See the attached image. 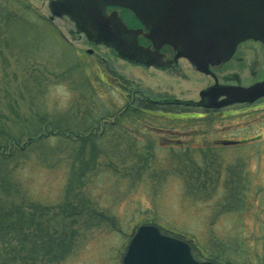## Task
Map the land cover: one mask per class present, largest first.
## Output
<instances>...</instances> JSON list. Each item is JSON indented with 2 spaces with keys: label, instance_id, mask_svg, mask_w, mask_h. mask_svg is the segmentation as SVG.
<instances>
[{
  "label": "rangeland",
  "instance_id": "rangeland-1",
  "mask_svg": "<svg viewBox=\"0 0 264 264\" xmlns=\"http://www.w3.org/2000/svg\"><path fill=\"white\" fill-rule=\"evenodd\" d=\"M48 1L22 0L25 10H21L20 29L11 34L9 49L0 47V126L9 129L8 137H18L22 142L41 136L46 128L44 148L57 158L59 141L51 136L55 134L53 128L38 124L41 116L46 115L54 122L59 114L67 118L64 111L76 110L66 120L75 125L84 122L87 105H92L102 111L103 121L107 122L101 155L112 156L102 158V167L88 180L71 183V187L80 188V196L69 201L90 204L93 212L85 209L80 215L58 216L57 208L64 200L71 173L69 167L57 165L55 158L41 162L37 151H29L9 175L12 198L7 200L20 204L25 212H30L26 207L32 203L41 206L37 211L31 205L29 209L35 215L41 214L42 220L51 225H48L51 234L61 231V243L68 241L60 264H122L121 256L131 235L143 224L187 240L197 258L207 256L218 264H261L264 109L233 118L163 117L164 114L179 117L183 110L203 112L176 101L198 107V92L206 80L185 66L179 73L142 71L118 59L112 60L107 50L85 43L67 17L49 21ZM8 3L12 5L11 0ZM89 49L93 51L91 54L86 53ZM237 52L242 57L243 53H264V49L246 42ZM115 73L134 82L136 89L140 87L138 96L144 100L143 112L151 114L122 119L118 123H122L119 125L122 129L108 125L123 108L118 91L108 85L111 80L104 81L105 75L115 78ZM82 78L88 81L86 85L79 84ZM146 98L148 101L165 98L172 103L157 105ZM172 99L177 100L174 103ZM152 127L165 131L158 135ZM124 132L136 133L138 139L130 143L127 136H120ZM191 135L196 143L193 144L196 153L191 157L169 148L176 143L161 141V136H165L188 143ZM220 136L245 139V144L210 152L206 144L203 149L197 148L201 139L214 146V138ZM163 143L168 148L163 149ZM108 144L110 148L121 144L123 149L114 147L115 152L110 154L109 148H105ZM130 144L132 149H128ZM124 156L127 159L122 165Z\"/></svg>",
  "mask_w": 264,
  "mask_h": 264
},
{
  "label": "trees",
  "instance_id": "trees-1",
  "mask_svg": "<svg viewBox=\"0 0 264 264\" xmlns=\"http://www.w3.org/2000/svg\"><path fill=\"white\" fill-rule=\"evenodd\" d=\"M11 3L12 5L9 6L8 0H0V47H5V50L6 48H10L9 41H11V34H17V31L20 29L18 25H21L19 23L22 15L21 10H25L22 0H11ZM12 6L15 8H11ZM78 82L79 84L86 85L88 81L82 78ZM122 82H125L129 87L133 85L125 79ZM87 92L91 91L88 90ZM128 92L131 94L135 93L136 90L129 88ZM135 94L137 97H134V99L130 98L128 100L130 104H127L121 115L117 113L116 117H120L122 120L126 118H143L151 115L143 112L144 100L138 96L141 95V92H136ZM92 96L94 97V95ZM87 106L89 109L86 110L84 122L75 123L76 126L66 121L68 120V116L76 114V110L74 113L69 110L64 111L67 112V118L63 116L65 114H59L54 118V122L49 121L46 115L41 116L38 124L43 128L47 126L53 128L55 134L51 136L56 137L59 141L57 158L53 155V152L51 153L50 150L44 148V143L47 141L46 137L48 136L45 134L46 128L41 136L29 137L26 142H22L18 137L11 135L8 137L7 132L9 129L0 126V264H60L66 254V243L68 244V241L64 244L61 243V231H59L60 233L55 231L51 234L49 230L51 225L42 220L41 214L35 215L36 213L32 212V210H40V205L32 203L30 204L32 210L29 209V205L26 208L30 212H25L22 210L20 204L7 200L9 197L12 198L9 194L11 188L8 183L9 178L14 169L19 165V161L29 151H37L41 162H47L49 159L55 158L57 165L69 167L71 178H69L65 187L64 200L57 208L58 216H65L66 214L72 216L80 215V212L85 211V209L89 212L94 211L90 204H77L73 199L72 202L69 201V198H75L76 195L80 196V188L75 189L71 187V183L76 181L80 184L84 180H88L90 176L96 174L98 168L102 167V158L107 157V159H110L111 157L109 156H112L108 155L104 157L101 155L102 134L106 127L104 123H107L103 121L105 118L104 116L102 117V111L94 108L92 105ZM78 111L80 112L81 110ZM152 116H155V114H152ZM108 125L112 128L118 124H114L111 121ZM132 145L130 144L128 149H132ZM127 146L124 149L127 150ZM106 147L107 149L109 148L108 152L111 154L114 151V147L116 150L119 147L121 149V144L113 145V148H110V144H108L107 146L105 145ZM6 151H8L7 154ZM126 159L125 156L121 158L123 160L122 165L126 163ZM82 197L84 198V194ZM80 205L84 208H81Z\"/></svg>",
  "mask_w": 264,
  "mask_h": 264
},
{
  "label": "flooded vegetation",
  "instance_id": "flooded-vegetation-1",
  "mask_svg": "<svg viewBox=\"0 0 264 264\" xmlns=\"http://www.w3.org/2000/svg\"><path fill=\"white\" fill-rule=\"evenodd\" d=\"M52 0H49V2ZM172 0H135L134 1V7L131 10H138V9H144L146 14L150 16L152 11L154 10V7L156 8H162L161 11L158 13H153L152 17L153 19H149L146 24H143L140 19H138L134 13V11H131L127 7L120 6L118 3L115 4H108L106 2H102L103 9H102V17L104 21L108 24V27L113 29V25L116 23H121L126 30L136 31L134 37H132L130 40L133 41L135 44V49L133 51H130L129 56L132 57V60L126 61V59L121 58L117 51L110 48L106 45V43H97L95 44L92 41H88L85 35L83 33H78L76 29V24L74 21L71 20V23H74L76 32L83 36L84 42L90 45L93 48L102 47V49H105L106 52L112 57L113 60L118 59L120 61H123L133 67L139 68L140 70H153L155 72H177L182 71L181 67H188L190 70L196 74L199 75V77H203L204 80H206V84L200 91L198 92L199 98L198 102L195 106V104L189 105L190 103H181L182 100H178L176 103L183 104L182 106L188 107V108H199L203 109L204 113H198L194 111H182L179 112V117H169L162 115L163 117L171 119H180V120H191V119H199L204 117H211L212 118H233L235 115H244L248 112H255L260 111L264 109V53H243L242 57H239V53L237 52L238 49L242 46V44H246V42H254L256 45L260 46L264 49V43L260 40H254V39H246L240 43H238L235 46L234 51L229 55V58L226 61L219 63H208L205 65L204 70L196 69L194 65H192L186 57L180 55L179 52H181V49L179 48V45L171 42H163L164 38H159L160 35L158 31H161L159 27L157 26L158 22L161 24H167V22H164L163 18L170 19L168 22L169 25V31L173 30L175 32L179 28H182L185 26L184 23L180 21H174L177 17L174 14V10L178 11H184L185 9H193V8H199L198 5L191 7L187 4L188 1L192 2V0H177V4L173 5L170 3ZM48 2V3H49ZM112 2V1H111ZM114 2V0H113ZM193 7V8H192ZM215 9V7H212ZM183 9V10H182ZM214 12V11H213ZM178 16V14H177ZM69 19V18H68ZM172 20V21H171ZM152 24V27L150 26ZM162 24V27H163ZM148 26V28L146 27ZM152 30L154 31L155 35H152L150 37H146L145 34L149 33ZM198 27V26H197ZM166 28V26H165ZM199 28V27H198ZM149 29V30H147ZM157 34V35H156ZM169 40V39H168ZM154 41V42H153ZM175 41V40H174ZM163 42V43H162ZM160 44V45H159ZM158 45V46H157ZM157 46V47H156ZM88 51V50H87ZM93 51L92 49H89V53L91 54ZM263 55V57H262ZM237 62L234 66L230 65L233 62ZM102 62L106 63V60L102 58ZM99 69V68H98ZM107 79H110L112 84H108L111 87L115 88L121 98L122 102V109L118 111V114H122L124 108L127 107V104H130L128 100L130 98L134 99V97H137L135 94L136 92H140V89L135 88V83L131 81L133 85L131 87L127 86L125 82H122L127 80L126 77H124L121 74L115 73V78H112L108 75L104 76V81L107 82ZM129 81V80H127ZM129 88L136 90V92L129 94ZM140 88V87H139ZM173 102L177 99H172ZM150 102H153L157 105L159 104H168L172 103L171 100H165L164 99H158V101L150 100ZM185 102V101H184ZM175 103V102H174ZM195 106V107H194ZM238 108V109H237ZM236 109V110H235ZM183 114V115H182ZM161 115V114H160ZM200 115V116H197ZM135 119V118H130ZM129 118H126L125 120H130ZM117 124L122 121L120 117H116L114 119ZM113 121V122H115ZM115 122V123H116ZM123 122V121H122ZM122 123L116 125V128H120L119 125ZM122 129V128H120ZM151 130L153 132H156L158 135H163V132L165 129L163 128H156L152 127ZM136 134V133H135ZM135 134L124 132L120 136L126 137L127 140H132V142L136 139ZM256 138V136H254ZM194 136H190L188 143L183 141V139H171V137L166 138L165 136H161V141L165 142H173L176 143L173 148L174 150H179L180 155L184 157H188V155L193 156L196 152V150H193V144L195 140ZM122 140V139H120ZM131 142V143H132ZM183 142V144H181ZM208 141L206 139H201L199 143H197L198 149H203V144H206L205 147H208L207 151L210 152L211 149L215 150H226L224 148L230 149L234 147H239L240 144H245V139H233L229 138L227 136H220L218 138H214L213 143L214 146H208ZM134 144V143H133ZM180 146V147H177ZM128 147V146H127ZM130 147V146H129ZM164 143H163V149H164ZM168 148V147H165ZM260 228L262 226L260 225ZM264 228V227H263ZM262 230V229H261ZM264 234V229H263ZM188 243L190 254L193 257L194 260L199 262L208 261L212 264H218L217 262L213 261L214 259L210 257H204V258H197L193 254L192 250V244L184 239ZM198 250L199 248L196 247ZM264 241L263 246L261 245V260L262 263L264 262ZM222 264V263H221Z\"/></svg>",
  "mask_w": 264,
  "mask_h": 264
},
{
  "label": "water",
  "instance_id": "water-1",
  "mask_svg": "<svg viewBox=\"0 0 264 264\" xmlns=\"http://www.w3.org/2000/svg\"><path fill=\"white\" fill-rule=\"evenodd\" d=\"M103 1L107 5L118 3L131 10L135 0H52L48 7L53 17L66 15L74 21L78 33H83L88 41L106 43L121 58L130 61L132 57L129 53L135 49L130 39L136 31L126 30L120 22L114 24L113 29L109 28L102 17ZM176 2L170 1L173 5ZM187 4L190 7L198 5L199 8L184 11L172 9L177 17L174 21L184 23V27L175 32L169 31L170 19L167 18H163L167 24L162 23V27L158 22L157 26L161 30L158 31L159 38H164L163 42L170 43L172 40L178 44L180 55L189 59L196 69L204 70L208 63L226 61L235 46L246 39H258L264 43V0H192ZM156 6L150 16L144 9L131 11L146 24L153 19V13L161 11L162 8ZM152 35L155 33L151 28L145 36L151 38ZM122 257V264H212L194 261L187 243L160 234L153 225H142L137 229Z\"/></svg>",
  "mask_w": 264,
  "mask_h": 264
}]
</instances>
